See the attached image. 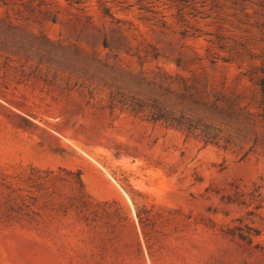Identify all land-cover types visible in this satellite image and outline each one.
Here are the masks:
<instances>
[{
  "label": "rangeland",
  "instance_id": "rangeland-1",
  "mask_svg": "<svg viewBox=\"0 0 264 264\" xmlns=\"http://www.w3.org/2000/svg\"><path fill=\"white\" fill-rule=\"evenodd\" d=\"M160 74L232 105L234 144L111 108ZM263 82L264 0H0V264H264Z\"/></svg>",
  "mask_w": 264,
  "mask_h": 264
},
{
  "label": "trees",
  "instance_id": "trees-1",
  "mask_svg": "<svg viewBox=\"0 0 264 264\" xmlns=\"http://www.w3.org/2000/svg\"><path fill=\"white\" fill-rule=\"evenodd\" d=\"M199 82L181 79L179 77L162 76L147 82L146 86L152 90L151 96L141 95L138 98L122 94L120 89L113 90L110 95L111 108L119 106L135 115L144 116L153 123H161L167 127L174 128L188 135L200 137L206 144L221 145L227 148L234 144V139L241 135L240 130H235L233 134L227 133L225 127L229 125L227 120L234 119L237 115L232 105H223V98L217 97L214 101L209 100L197 87ZM264 93V82L262 83ZM236 136V138H235ZM55 175L52 170H40L32 167L27 181L37 192H41L45 184ZM75 182L84 191L82 174L78 172ZM140 195L131 194V199L136 207L137 217L142 223L148 221V210L145 204L139 201ZM93 199L84 192L64 210V215L74 213L76 217L89 225L93 219L90 218L93 207ZM29 205H21L10 208V212L20 217L24 214ZM259 208V206H258ZM109 215L108 211H105ZM9 217V216H8ZM15 219V218H14ZM125 220H129L127 215ZM242 224V222H240ZM228 235L238 237L249 244L260 235L259 230L248 225L236 226L228 229Z\"/></svg>",
  "mask_w": 264,
  "mask_h": 264
}]
</instances>
